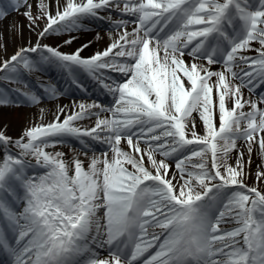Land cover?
I'll return each instance as SVG.
<instances>
[{
	"label": "snow or ice",
	"instance_id": "1",
	"mask_svg": "<svg viewBox=\"0 0 264 264\" xmlns=\"http://www.w3.org/2000/svg\"><path fill=\"white\" fill-rule=\"evenodd\" d=\"M122 2L124 13L137 16V27L132 33L125 30L104 51L83 58L80 53L87 44L71 54L43 46L50 53L44 61L55 59L69 70L80 66L90 73L112 68L128 77L114 88L104 85L118 94L116 107L109 109L113 118L101 119L96 113L95 126L81 129L74 121L100 106L80 103L79 110L62 121L57 115L50 123L27 128L15 141L0 132V144L6 150L0 161V215L20 229L16 243H23L13 247L0 237V248L14 257L13 264H81V258L84 264H136L152 247L158 250L144 264H264V193L243 183V152L235 166L227 163L238 139L245 140L249 153L257 142L264 156V136L257 138L258 133H264V111L256 102L245 100L241 85H233L227 75L236 78L233 64L238 53L256 41L259 58L240 59L251 61L250 66L264 77V0ZM12 3L15 9L27 5L23 15L32 24L47 16L40 36L59 31L54 26L61 24L71 31L79 27L77 22L82 18L98 17L100 10L113 5L120 7V0H66L63 10L53 16L44 0H39L40 15L34 18L28 0ZM4 15L0 10V18ZM173 22L175 29L165 32ZM121 23L117 22V27ZM65 43H72V39ZM40 47L37 42L31 49H21L11 61L22 59L24 67L31 69L32 62L22 54ZM189 47L190 64L183 59ZM109 57L112 63L107 62ZM117 57L131 62L116 63ZM201 59L209 66L222 62L223 70L213 71L197 62ZM8 65L5 61L4 67ZM244 76L251 84L253 73ZM31 99L36 102L34 96ZM246 104L252 111H243ZM194 111L203 122V135L195 131ZM242 122L246 123L243 128ZM157 130H161L160 135L155 134ZM100 132L107 133L104 142L112 156H93L87 169L76 158L72 175L63 153L45 151L63 143L64 136L99 139ZM141 137H146L145 149L140 147ZM122 139L131 152L120 147ZM9 144H15L19 153H8ZM185 150L191 154L177 159L178 177L170 175L165 160L154 156L159 153L168 158ZM208 153L211 169L204 159ZM29 154L50 171L38 178L28 176L25 157ZM145 156L154 171L145 166ZM193 157L201 159L189 171L187 165ZM257 179H264V172H258ZM234 186L244 191H225ZM16 187L24 190V207L19 213L2 195L7 192L20 199ZM101 207L105 210L103 226L97 217ZM226 216L239 226L219 234ZM149 227H158L161 232L149 233ZM93 245H107L108 257L99 258Z\"/></svg>",
	"mask_w": 264,
	"mask_h": 264
},
{
	"label": "rangeland",
	"instance_id": "2",
	"mask_svg": "<svg viewBox=\"0 0 264 264\" xmlns=\"http://www.w3.org/2000/svg\"><path fill=\"white\" fill-rule=\"evenodd\" d=\"M39 0H32L31 1V12H32V16L35 18L38 15H40V9L37 8V4H38ZM44 3L48 6L47 11L51 14V0H44ZM123 9V2L122 0H120V7L117 8L115 5L108 7V13L110 15H105L99 12L98 17H92L91 19L93 20V22L96 21V24L94 25V29L97 30H101V32L103 33V36H107L109 34L110 31L114 32L117 30V28L120 27H124V25L128 26L130 24L129 28V33H132V20L134 19V17H126L125 14L122 11ZM0 10H3L6 15H4V17L8 16L9 14H12L13 12L17 11L18 9L15 10V8H13V3L12 0H0ZM27 11V7H24V11L23 13ZM17 13L14 18L11 20V22L8 23V28L12 29L13 32L18 33L19 31V27L21 26L23 29H27V31H29V37L28 40L26 42H24V44L20 47V49L17 51L19 52L21 49H31L33 47H35L37 45V42H39V45L41 46L39 49H37V51L35 52H31V51H26L22 54V56L26 59H28L30 62H32L34 69H37L36 71L39 73L40 71L42 72V69L45 65L49 64L50 67H58L59 68V63L55 61V59H51L49 61H44L43 57L44 56H50V53L47 52L46 49H44L43 46L47 45L48 47L52 46H57L56 43H59L60 46L63 49H66L68 47L69 43H65L66 41H68L69 39H71L70 37V33L74 30H77L79 32H81L82 34H85L88 30H92L93 28H89L87 26H89V22L86 20H79L77 23L79 25V27H75L73 28L71 31H67L65 30L63 24L59 25V26H54L55 27H59V31H50L48 33H46L44 36H40L39 34L44 30V28L46 27L48 20H47V16H41L39 19L36 20L35 24H32V21H30L28 19V17H26L25 15ZM3 17V18H4ZM133 18V19H132ZM129 19V22H126V20ZM117 22H123L120 24L119 27H117ZM70 23V21H69ZM126 23V24H125ZM108 24L112 25V26H108ZM96 25V26H95ZM33 34L36 35L35 37V42L31 41L33 38ZM1 36H3V33L1 34ZM115 35V33L113 34ZM110 36V35H109ZM4 38L7 37V35L3 36ZM119 37V36H118ZM117 37V38H118ZM114 39H112L111 37L108 38L107 40H104V44H102L104 47H108ZM9 41V38H8ZM55 43V44H54ZM95 44V42L93 43ZM2 45L0 43V59L3 55V50H2ZM61 48V49H62ZM95 48L98 47H94L93 49L95 50ZM190 49V47L188 49L185 50V53L187 54L188 50ZM257 49H260V45L258 42L253 41L251 42L250 48L245 49V50H241L238 53L237 59L235 60L234 64H233V69L234 72L236 74L240 73V71H242L245 67H247V65H249V62L251 61H246V60H242L240 59V57H259V52L257 51ZM116 50H114L115 52ZM15 52V54L17 53ZM14 54V55H15ZM129 58H125V57H117L116 58V63H126V61H128ZM107 62L112 63L113 61L111 60V58H106ZM9 65L7 67H4V63L3 65L0 67V85L2 82H8V81H16L15 77H16V73L19 70V64H23V60L22 59H18V61H11V58L9 60ZM201 64H204L206 67H210L212 65H207V61L201 59L199 61ZM216 66H219L220 68H223V63H216ZM60 69V68H59ZM72 70L74 69L72 75L75 78L78 75H82L81 78H83L84 80H87L88 77L90 76V74H93L95 76V78H97V81L103 82V87H104V83L110 85L111 82H115V81H122L123 78V73L113 70L112 68H106V69H100L99 73L104 77L101 78L97 73L93 72H83L82 70H78V68H76V66H73L71 68ZM212 70V69H211ZM213 71H216L213 70ZM60 75L57 76L58 81L59 78L63 79L65 77V74L63 72H61L60 70ZM78 74V75H77ZM227 75H231V74H227ZM260 74L257 73V77ZM15 76V77H14ZM233 80V82H238V75L236 76V78H233L232 76H230ZM214 78V77H213ZM212 78V79H213ZM105 79V80H104ZM215 80V79H214ZM257 80V79H256ZM254 79V82L252 83L251 87L249 88V92L255 90V88L258 85V82ZM57 81V82H58ZM76 83V82H74ZM58 83H53V86H56ZM20 87L26 91V96H28V92H33V95H37L35 90H32V88H30L28 86V83L25 81H22L20 84ZM54 88V87H53ZM53 88H51L50 90L45 89L44 93H50L53 91ZM73 88V87H72ZM71 88V89H72ZM106 92L105 95H103L104 93L101 92V96L102 98H100L101 100L99 101L96 100L98 103H102V104H107L108 102L112 104L111 102V98L110 96L108 97L107 92H110L108 89L106 88ZM74 90H79L78 88L74 89ZM2 91H4V89L0 86V104H1V99H3V94ZM14 93V92H11ZM256 93V90L253 94ZM216 98V94H215V90H214V100ZM62 101H65V99ZM71 100H76L74 101L76 104L75 107V111H78V105L80 103H84V104H91V103H95V98L92 97V95L88 93V95L84 98H75V99H71ZM72 102V101H69ZM29 103L27 104L26 102H22V100L17 101V102H12L9 101V103L7 104V107L5 109V113L3 114L2 117H0V132H3V130H6V128H8L7 126H13L15 125L14 129L11 131L10 134H8L7 136L10 137L13 141H15L16 139H19L21 137V134L19 133V131H22L23 133L25 132V130L29 127H32L35 124L34 122V117L32 115L29 116ZM245 112H249V110H243ZM95 115V110H90L89 115H86L85 118L74 121V124L77 127H80L81 129H90L92 127L95 126V120H91V115ZM202 122V121H201ZM203 123V122H202ZM245 122H242L241 127H245ZM136 128L133 129V131ZM200 131H197L198 129L195 128V131L198 132V135H203L205 132L204 129V125L201 126ZM157 132V131H156ZM264 134V133H263ZM103 132H100V138L99 139H93L92 137H76V136H64L63 139V143H58L55 146H49L45 149V151L51 153V154H55L56 152H60L63 153V159L65 160L66 163H68L69 168L73 165V157L74 156H79L81 157V159L83 158V164L87 165L90 162V159L95 156V154L100 153L102 151H104V149H106L105 146H103V142L104 140L102 139L103 137ZM264 136V135H263ZM260 136H257V138H259ZM75 140H77L81 145H83L81 148L77 147L75 144ZM142 141V140H141ZM143 142V141H142ZM222 143V142H221ZM60 144H63L64 147H60ZM237 147L235 149H232L231 152L228 154L227 157V163L235 166L236 165V161L240 155L241 152L244 153L243 156V171L246 173V178H242L243 179V183L248 187V188H252V187H256L259 191H261L260 186L263 187L264 190V183L263 184H259L257 182V179L253 178L250 173L252 174L253 169H257V170H261V172H264V156L261 155L260 153V149L258 146L257 142H254L252 145V152L249 153L247 151V145L246 142L244 141V139H238L236 141ZM2 145V151L0 152V161L3 160L4 155H5V146L3 144ZM13 145V146H12ZM15 144H9L7 145V152L10 154H18L19 151L14 147ZM194 146H188L189 149L193 148ZM197 150H198V146ZM77 148V149H76ZM76 150V151H75ZM75 152V154L73 155L72 152ZM83 153H86L84 155H82ZM191 153L190 151L185 150L182 154H174L171 157L165 158L163 157L164 160H166L169 164H173L175 161H177V159L183 158V156H189ZM25 159L29 162V166L26 169V172L28 174V176H33L36 175L38 173H44L48 168L44 167L42 165H38L36 163V159L35 157H33L32 155L26 156ZM200 157H193L191 162L187 165V168L189 171L194 170L192 168V165L200 162ZM204 159L207 161V166L211 169V153H208ZM221 163H223V161H220ZM173 170V168H172ZM171 170V171H172ZM214 171V170H213ZM178 173V170L175 168L174 169V174ZM36 177V176H35ZM255 179V182L252 180ZM264 182V179H262ZM199 191H202V189H197ZM228 194L231 193V191H244V189L242 188H238V187H230L229 189L225 190ZM18 192H23L24 194V190L22 187H16V194L18 195ZM262 192V191H261ZM264 193V191L262 192ZM3 197L6 199V201H8V198L11 197L12 195H10L9 193L5 192L2 194ZM211 195V194H210ZM219 203V201H217L216 204H213V208L215 209L217 207V204ZM21 204V203H20ZM18 204V205H20ZM16 206V205H15ZM15 206H10V208L12 210H14L16 213H19L22 211L23 207H24V202H22L21 206H19L17 208H15ZM222 206H221V209ZM4 219V220H2ZM2 220V221H1ZM0 237H3L5 239V234L7 232H9L10 230L14 229V225L4 216L0 215ZM239 225L236 223V221L229 217L226 216L225 219L221 222V224L219 225L221 232L219 234H223L224 231H231L232 229L238 227ZM149 229H151V227H149ZM148 229L149 233L151 232ZM103 230V228H102ZM157 233L160 232V229L158 227H156ZM92 235H95V229L93 228V232ZM163 239V237L161 236V240ZM241 239V238H238ZM227 242V241H226ZM157 247H152L147 254H145L144 260L148 259L151 255H153L155 253V251H157ZM8 253V252H6ZM5 253V254H6ZM10 255V254H9Z\"/></svg>",
	"mask_w": 264,
	"mask_h": 264
},
{
	"label": "bare ground",
	"instance_id": "3",
	"mask_svg": "<svg viewBox=\"0 0 264 264\" xmlns=\"http://www.w3.org/2000/svg\"><path fill=\"white\" fill-rule=\"evenodd\" d=\"M31 1L32 0H28V3L30 4ZM51 3H52L51 4V10H50L51 15L55 16L57 10H60V11L63 10V6L66 4V0H51ZM25 6L27 7V5H22L21 7L18 8L17 11L13 12L12 14H9L8 16H6L4 18H0V33L1 34L3 33V36L7 35V37H5V38L0 35V43L3 46L2 47L3 55L0 59V67L3 65V63L5 61L9 60L15 54V52H17L20 49V47L24 44V42H26L28 40L29 31H27V29H23L20 26L18 33H15V32H13L12 29L8 28V23L11 22V20L14 18V16L17 13L22 14ZM99 12L102 14H105V15H110L108 13V8L102 9ZM125 16L126 17H131V16L134 17V21H132L134 23L131 24L133 26L131 31H133V29L137 27V23H138L137 16L133 15L132 13H127V14H125ZM91 18L92 17H85V18H82L81 20L84 19V20L88 21L90 24L87 27L93 28L92 30H88L85 34H82L81 32L74 30L70 33L72 43L68 44V47L66 49H63L59 43H56L57 46L54 45V46H52V48L58 49L62 53L71 54V53L75 52L76 49L82 48L83 45L87 44L88 46L86 48H83V50L80 54L83 58H88V57L93 56L97 52L104 51L107 48V46L104 47L102 45V44H104V42H103L104 40H107L110 37L112 39H116L125 30H127V32H128L129 28H131L130 24L128 26L124 25V27L117 28V30L114 32L110 31L107 36H103V33L101 32V30L94 29L93 24H96V21L93 22V20ZM126 22H129V19H127ZM108 26H112V25L108 24ZM175 27H176L175 22H173L165 29V32L170 33L171 31H173L175 29ZM114 33H115V35H113ZM35 37H36V35L33 34V38L31 41L35 42ZM8 38H9V41H8ZM94 42H95V44H93ZM94 47H98V48H95V50H94L93 49ZM190 50H191V47L188 51H190ZM256 58L258 59L259 57H256ZM183 59L188 64L193 62V58L187 54H185ZM199 61H197V62L200 63ZM130 62H131L130 59H128V61H126V63H130ZM49 64H51V63H48V65H45L42 69V72L40 71L39 73L36 71L37 69L25 68L24 64H19L18 65L19 70L16 73V77L14 76L16 81H8V82L4 81L1 83L0 86L4 89V91H2L3 99H1L2 101L0 104V117H2L3 114L5 113V109L7 107V104L9 103V101L17 102L20 100H22V102H26L27 104L29 103V105H36L32 111L31 110L29 111V116L32 115L34 117L35 124L50 123V122L55 120L57 115L60 116V119L62 121L66 115H69L72 112H74L75 107H76V104L74 101H72V102H61L59 100V95L62 92L68 93L69 97H72V95L75 94L72 91L66 90V84H67L66 81H64V84L62 83L60 85L59 90L55 91V94L52 93L53 94L52 95L53 100L50 103L45 101L46 100L44 98L45 93L43 92V90H44V88L51 85V79H49L48 76L55 77V76L59 75V71H58L59 68L58 67H50ZM250 65H251V62H249V65H247V67H245L242 71H240V73L237 74L238 80H239L238 82H233L232 78L230 77L231 75H228V77H229L230 82L233 85H241V92H242L243 98L245 100H251L253 102H256L257 107L260 108L262 111H264V88L262 87V81L263 80H260V82H258L256 94L249 92V88L251 87L252 83L254 82V77L257 78V71L254 70L255 66H250ZM210 68L212 70L216 69V71H222L223 70V68H220L219 66H216L215 64H212V66H210ZM233 71H234V69H233ZM246 72H252L253 73L251 84L248 83L249 78L244 76V73H246ZM241 77H243V79H241ZM258 77L260 78V76H258ZM78 78L81 79V76ZM123 78L124 79L122 81L120 80V81L111 82L110 86L112 88H114L117 83L125 82V80L128 77L125 76V74H123ZM214 79H216V78L214 77L213 80ZM22 81L27 82L28 86L30 88H32V90H35L37 95H33V92H28V96H26L25 95L26 91L20 87V84ZM87 84H89V82ZM108 90L110 91V89H108ZM11 92H14V93H11ZM107 94H108V97L110 96L112 104L109 102L107 104L99 103L97 105H99L100 107L92 108V110H95L94 116L90 114L92 116L91 117L92 121L97 120L96 113L99 114V118H101V119H103V118L112 119L113 118L112 112L109 111V109H113L116 107L115 101L118 98V94H114L112 91L107 92ZM33 96L35 98H40L41 100L36 99V102H33L31 99V97H33ZM60 109H64L63 114L60 113ZM101 109H103V111ZM243 110L252 111L251 107L247 104L245 105ZM192 116L195 118L196 128L198 129L197 131H200L201 126H203V123L201 122V120L199 118L198 112L194 111L192 113ZM216 124L218 127L219 126L218 118L216 120ZM244 125L246 126V123ZM7 127L8 128H6V130H3V132L6 136L11 133V131L14 129L15 125H13L11 127L7 126ZM135 130H137V129H135ZM19 133L21 134V136H23V134H24L22 131H19ZM103 134L104 135H103L102 139L104 140L107 133L103 132ZM155 134L160 135L161 130H157V132ZM197 134H198V132H197ZM263 135H264L263 133L257 134V136H263ZM145 138L146 137H141L140 140L144 141ZM135 140H136V137H134V142H135ZM142 141L140 142L141 149L147 148V145ZM169 142H171V141H169ZM160 143H163V138L160 141ZM103 144H104L103 146H105L106 149H104V151H102L100 153L95 154V156L102 158L104 153H108L109 157H111L112 152H111V148H110L109 144H107L105 142H103ZM2 147L3 146L0 145V152L2 151ZM14 147L18 151H20L19 148H17L16 146H14ZM60 147L63 148L64 145L60 144ZM120 147L124 151H129V152L132 151V149L129 148L126 139H122ZM84 154L85 153H83L82 155H84ZM29 155H31V154H29ZM29 155H27V156H29ZM154 156L158 161L163 159V156L160 155L159 153H154ZM81 157H79L78 159H80L83 162V158L81 159ZM165 162L168 163L166 160H165ZM144 164L150 170H153L151 168V164L148 161L146 156L144 158ZM175 164H176V161L173 164H169L170 175H173V173H174V169L176 168ZM84 167H85V169H87L88 166L84 165ZM172 168H173V170H172ZM221 170L223 171V169H221ZM48 171H50L49 168L44 173H38V174L33 175V176H36L38 178L40 176L45 175ZM73 172H74V166L72 165L69 168V175H72ZM258 172H261V170L253 169L252 174L250 173V175L253 178L257 179V173ZM174 175H176L178 177L179 173H176ZM242 178H246V173L244 171H243V177ZM253 178H252V180L255 182V179H253ZM257 182L259 184L264 183L262 179H259V180L257 179ZM174 183H175V181H174ZM260 188H261V191L263 192L264 191L263 187L260 186ZM18 196L20 197V199H17L14 196L9 197L8 201H7L8 206H12L13 204H18V203L22 204V202H24L22 199V197L24 196L23 192H18ZM104 211H105L104 208L101 207L97 212V217L99 218L102 226L105 223ZM12 224L14 225V229L10 230L9 232H7L5 234V240H7V242L13 247H17V248L22 247L23 243H21L20 245H17V243H16L20 229L14 223H12ZM155 229H156V227H151V229H149V230L151 232H153V231L157 232V230H155ZM160 232H161V229H160ZM105 239H106V237H105ZM95 251L98 254L99 258H107L108 257L109 249H108L107 245H105L104 247H99L98 245H96ZM145 254L146 253H144V255L136 261V264H144L143 259L145 257ZM13 261H14V257L9 255V253L5 254V250L0 248V264H13ZM81 264H84V259L81 262Z\"/></svg>",
	"mask_w": 264,
	"mask_h": 264
}]
</instances>
